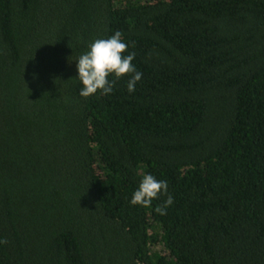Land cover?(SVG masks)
Listing matches in <instances>:
<instances>
[{
    "label": "trees",
    "instance_id": "trees-1",
    "mask_svg": "<svg viewBox=\"0 0 264 264\" xmlns=\"http://www.w3.org/2000/svg\"><path fill=\"white\" fill-rule=\"evenodd\" d=\"M116 30L135 91L79 96ZM0 264H264V0H0Z\"/></svg>",
    "mask_w": 264,
    "mask_h": 264
},
{
    "label": "clouds",
    "instance_id": "clouds-1",
    "mask_svg": "<svg viewBox=\"0 0 264 264\" xmlns=\"http://www.w3.org/2000/svg\"><path fill=\"white\" fill-rule=\"evenodd\" d=\"M128 47L119 30L106 38H94L86 50L72 60L75 61V79L80 84L78 95L89 97L98 91L109 95L113 91L115 79L125 75L129 77L126 83L127 91L134 92L143 74L133 63L135 53L128 52ZM109 76L115 79L110 80ZM162 195H167V198L155 211L164 215L166 209L173 204V197L168 193V183L163 179L158 180L151 173H145L133 191L130 203L147 207Z\"/></svg>",
    "mask_w": 264,
    "mask_h": 264
}]
</instances>
